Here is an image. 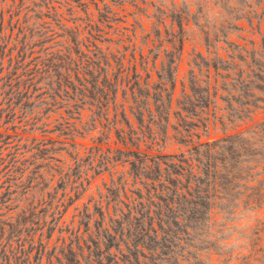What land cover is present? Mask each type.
I'll return each mask as SVG.
<instances>
[{
    "label": "rangeland",
    "instance_id": "rangeland-1",
    "mask_svg": "<svg viewBox=\"0 0 264 264\" xmlns=\"http://www.w3.org/2000/svg\"><path fill=\"white\" fill-rule=\"evenodd\" d=\"M212 1L202 2L200 15L192 16L199 10L200 0H0V264H22L23 256L16 253L22 247L31 249L30 258L23 264H47L49 253H53L54 244L72 217L85 212V208H89L88 212L98 208L100 193H105L110 185L109 172L100 171L98 142L106 133V121L100 117V93L93 95L85 90L84 96L70 90L69 96L62 91L53 96L43 84L27 81L45 52L59 51L67 45L70 38L62 25L78 26L85 52L93 51L96 45L98 53L107 56V78L117 84V101L121 103L123 88L130 93L127 84L133 82L134 70L141 74V82L146 79L141 53L150 60L151 81L158 80L155 70L167 60V52L173 50L169 32L179 29L177 19L181 17L187 32L178 64L175 100L180 96L182 82L186 83L191 56L197 52L207 56L204 36L195 20L210 29L226 15V9ZM253 22L252 29L245 20L232 19V25L241 26V30L229 29L227 40L250 50L252 40L260 51L256 56L264 64L262 36L256 29V20ZM261 32L264 34V21ZM20 42L27 44L23 50ZM217 44L220 48L226 46L222 39ZM218 52L226 57L223 49ZM154 59L156 69H152ZM245 70L243 77L249 83L241 85V89L246 93L234 90V100L238 102L234 106L238 110L232 112L233 118H243L244 122L229 129L230 134L264 121V71L260 72L257 66ZM218 105L224 106L220 99ZM111 106L108 116L113 119ZM127 113L137 125L128 108ZM173 122L171 117L170 123ZM171 135L170 129L168 136ZM221 136L218 127H210L211 139ZM115 138L112 129L104 147L121 146L115 145ZM70 143L76 144L77 166L68 154ZM156 148L165 154L185 150L172 138ZM259 158H264V149ZM263 165L255 169L261 171L258 176L251 177L255 172L252 170L240 181L246 187L229 198L230 213L213 209L209 223L205 220L208 226L194 240L200 250L189 248L188 253L184 244L179 264H195L196 259V264H264V183L259 195L250 188L258 184V179L264 182ZM121 169L118 165L111 171ZM242 169L246 176L248 168ZM65 173L67 176L62 179ZM255 198L260 203L251 208ZM9 231L12 232L8 234ZM40 238L48 243L42 256L37 252L43 249ZM6 254L15 257L8 262Z\"/></svg>",
    "mask_w": 264,
    "mask_h": 264
},
{
    "label": "trees",
    "instance_id": "trees-1",
    "mask_svg": "<svg viewBox=\"0 0 264 264\" xmlns=\"http://www.w3.org/2000/svg\"><path fill=\"white\" fill-rule=\"evenodd\" d=\"M210 1L200 0V8L192 16L200 15L202 2ZM212 2L226 9V15L210 29L195 20V26L204 36L207 56L201 52L191 56L186 83L182 82L180 96L175 100L178 64L187 32L181 17L177 19L179 29L169 32L173 50L167 52V60L161 62L159 70L154 59L152 69H156L158 80L151 81L150 60L141 53L146 79L141 82V74L134 70L133 82L127 84L130 93L123 88L121 103L117 101V84L107 78L110 66L107 56L98 53L96 45L93 51L82 49L78 26L62 25L63 32L70 38L67 45L59 51L45 52L36 61L27 81L43 84L53 96L59 91L69 96L70 90L84 96H87L85 90L93 95L100 93V117L106 121L105 137H100L98 142L100 171H108L111 176L106 192L100 193L99 207L93 212L85 208V212L72 217L61 231L64 234L54 244L53 253H49L47 264H179L178 256L183 257L180 251L183 252L184 244L188 253L189 248L200 250L194 240L199 239L198 232L208 226L205 220L209 223L213 209L230 213L229 198L246 187L240 181L264 163V158H259L264 149V121L244 131L229 133V129L238 127L237 123L244 122L243 118H233L232 112L238 110L234 106L238 103L234 100V90L246 93L241 88L249 83L243 77L247 73L245 67L257 66L262 72L264 64L256 56L260 51L252 40L251 50L227 40L229 29L241 30V26L232 25V19L245 20L252 29L255 19L264 49L261 32L264 0ZM220 39L226 46H218ZM20 45L21 50L27 46L24 42ZM219 49L225 51L226 57L219 55ZM218 99L223 107L218 105ZM110 106L113 119L108 116ZM127 108L137 125L131 121ZM211 126L218 127L222 136L211 139ZM169 128L173 131L171 136H168ZM112 129L116 135L115 145L121 146L104 147ZM170 138L185 150L165 154L156 148L165 146ZM70 146L69 152L68 148L62 149L72 156L77 166L76 144L70 143ZM251 162L255 164L250 166ZM118 165L122 166V171L112 172ZM242 168H248L246 176L242 175ZM260 172L255 170L250 176L254 178ZM65 176L67 173L61 178ZM256 181L258 184L250 188L259 195L264 182ZM254 201L255 206L251 208L260 203L258 198ZM14 229L16 231L17 227ZM17 234L18 230L14 236ZM47 244L40 238L39 245L43 249L37 252L41 256ZM176 250L179 253H175ZM16 253L23 256V264L30 258L31 249L22 247ZM14 257L15 254L5 256L8 262Z\"/></svg>",
    "mask_w": 264,
    "mask_h": 264
}]
</instances>
